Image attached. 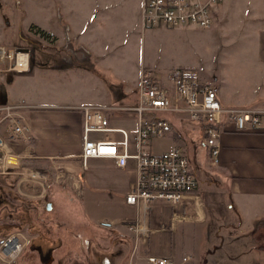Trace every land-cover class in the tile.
Segmentation results:
<instances>
[{"label": "crops", "instance_id": "0c3cea01", "mask_svg": "<svg viewBox=\"0 0 264 264\" xmlns=\"http://www.w3.org/2000/svg\"><path fill=\"white\" fill-rule=\"evenodd\" d=\"M213 25H220L221 29L227 25L233 32L247 36V41L234 44L237 50L231 54L229 73L220 70L211 74L189 67L179 68L193 69L202 80L212 82L222 107L264 111V0H224L213 12ZM171 71L157 73L150 68L169 91ZM117 94L121 104L136 102L135 88L119 89ZM6 105L24 108L19 115L22 126L28 131L10 141L11 131L6 121L1 122L4 114L0 112V135L5 142L4 157L0 161V192L10 188L6 186L15 187L22 199L21 211L27 215L29 224L32 202L39 203L37 211L40 207L46 209L48 203L51 205L50 211L46 210L38 221L39 237L47 240L44 251L36 250L38 264H70L73 258L67 263L60 261L63 254L68 248L79 247L95 264H146L148 256L161 257L163 248L174 264H264L263 130L240 133L227 123L220 137L217 164L213 165L202 128L171 118V133H174L169 135L177 143L173 147H180L193 172L194 160L197 161L201 175L194 174L198 180L200 176L203 183L202 177L207 178V185L203 191L199 185L200 201L197 204L188 200L171 212L162 211L163 204L157 203L147 210L146 227L150 232L143 238H136L128 225L134 222L140 209L125 203V195L136 177L132 163L119 169L111 160H90L86 171H82L78 158L82 147V115L74 108L109 104L81 103L69 108L30 104L11 92L0 94V108ZM108 118L113 129L128 131L131 149H134V116L108 114ZM106 137L114 138L115 135ZM185 144L186 150L182 147ZM151 151L155 155L166 152L154 153L152 145ZM90 168L96 170L94 173L101 169L105 173L119 171L122 174L120 178L125 183L121 185L118 198L134 209L132 217L107 225V221L98 217L92 204L90 209L87 208L83 203L87 191L99 192L95 187L96 180L88 176ZM59 169L69 171L84 183L82 198H74L69 189L54 183L53 177ZM25 171L40 178L27 180ZM42 180L45 183L40 186ZM110 182L122 184L117 178ZM2 193L0 204L4 206ZM81 239L86 243L80 242ZM186 257L189 261L183 263ZM30 261L35 264L33 259Z\"/></svg>", "mask_w": 264, "mask_h": 264}, {"label": "rangeland", "instance_id": "374dc122", "mask_svg": "<svg viewBox=\"0 0 264 264\" xmlns=\"http://www.w3.org/2000/svg\"><path fill=\"white\" fill-rule=\"evenodd\" d=\"M140 2L0 0V46L31 52L27 74L0 73V94L12 92V95L22 97L24 103L68 108L81 103L110 104L114 92L119 89H136L143 66L142 70L150 72L151 68L157 73L179 67L211 74H217L220 70L221 73H229L231 54L237 50L234 44L248 40L247 36L233 32L227 25L223 29L220 25H213L208 30L192 26L144 29L140 26ZM81 48L89 51L91 56H83ZM176 119L182 124L189 123L183 117ZM170 135L152 140L154 153L172 149L175 139ZM196 136L197 133L193 135L194 139ZM182 147L186 150L187 144ZM194 162V172L201 175L197 161ZM94 171L90 168L88 176L96 180L95 187L99 192L88 190L86 196L83 191L79 196L72 192V196L77 199L84 196L83 203L89 209L92 204L98 217L107 221V225L132 217L134 209L125 206L118 198L121 185L125 183L120 178L122 174L119 171L105 173L101 169ZM114 178L118 182L121 180L122 184L111 183L110 180ZM198 178L203 191L207 178L202 177L204 183L200 176ZM83 185L80 184L81 189ZM6 187L10 188L0 192V201L2 193L5 204H0V217L3 218L0 221V244L11 234L25 235L27 244L18 264H30L31 259L38 264L36 250L44 251L47 241L38 234V221L45 209L40 207L38 211L30 213V224L27 223V215L21 211L20 195L14 186ZM37 205L39 203L32 202L30 207ZM79 241L86 243L84 239ZM70 258H73L70 264H95L91 257L80 251V247L68 248L60 261L67 263Z\"/></svg>", "mask_w": 264, "mask_h": 264}, {"label": "built area", "instance_id": "2783aa9c", "mask_svg": "<svg viewBox=\"0 0 264 264\" xmlns=\"http://www.w3.org/2000/svg\"><path fill=\"white\" fill-rule=\"evenodd\" d=\"M224 0H141L140 23L143 28L165 26L169 29L192 26L208 30L213 25V12ZM69 41L66 42L68 45ZM82 55L91 53L81 48ZM31 52L28 49H7L0 46V73L22 75L29 72ZM171 91L164 87L159 77L152 72L141 71L136 87V102L124 105L114 92L107 106H80L82 115V147L78 156L82 171L90 160H111L116 168L124 169L132 163L135 181L125 195L128 206L140 209L137 218L128 225L129 231L144 237L150 231L146 227V213L157 203L162 211L175 212L190 200L200 201L197 194L199 182L193 173L190 161L179 147L155 155L151 143L155 138L168 136L172 125L167 116L183 117L202 128L206 147L212 164H217L220 137L227 123L236 132L264 131V111L250 108H224L221 106L212 82L201 79L193 69L177 68L168 75ZM22 106L6 105L0 108L11 131L10 141H15L28 128L21 124L19 111ZM108 114L131 115L135 120L134 149L130 135L125 129H113ZM114 134V138L106 137ZM5 142L0 135V161L3 160ZM67 170L59 169L53 177L55 184L69 189L76 196L81 193L80 178ZM27 180H36L38 175L25 171ZM43 186L44 180L41 181ZM27 244L26 236L14 233L0 244V264H18V259ZM163 248L161 257L148 256L146 264H174ZM189 258H183L187 263Z\"/></svg>", "mask_w": 264, "mask_h": 264}, {"label": "trees", "instance_id": "16d2710c", "mask_svg": "<svg viewBox=\"0 0 264 264\" xmlns=\"http://www.w3.org/2000/svg\"><path fill=\"white\" fill-rule=\"evenodd\" d=\"M167 118L170 120V118H175V117H173V116H167ZM176 119V118H175ZM17 180H18V178H17ZM12 195V194H11ZM5 200V199H4ZM6 201V200H5ZM22 205H23V203H21ZM35 211H37V208L36 207H32V208H30L29 209V213H33V212H35ZM46 213V209L44 210V212L42 213V214H45ZM40 215V214H39ZM2 218V217H1ZM3 219V218H2ZM71 259V258H70ZM69 259V260H70Z\"/></svg>", "mask_w": 264, "mask_h": 264}, {"label": "water", "instance_id": "95a60500", "mask_svg": "<svg viewBox=\"0 0 264 264\" xmlns=\"http://www.w3.org/2000/svg\"><path fill=\"white\" fill-rule=\"evenodd\" d=\"M50 209H51V205L48 203V204L46 205V210H47V211H50Z\"/></svg>", "mask_w": 264, "mask_h": 264}]
</instances>
